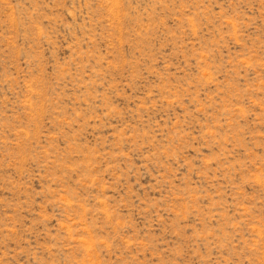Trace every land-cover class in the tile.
<instances>
[{
	"label": "rangeland",
	"instance_id": "1",
	"mask_svg": "<svg viewBox=\"0 0 264 264\" xmlns=\"http://www.w3.org/2000/svg\"><path fill=\"white\" fill-rule=\"evenodd\" d=\"M0 264H264V0H0Z\"/></svg>",
	"mask_w": 264,
	"mask_h": 264
}]
</instances>
